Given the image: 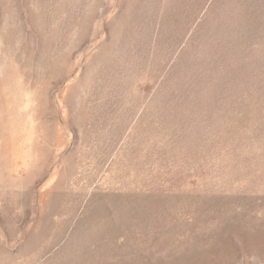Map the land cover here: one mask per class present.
I'll list each match as a JSON object with an SVG mask.
<instances>
[{
	"label": "rangeland",
	"instance_id": "374dc122",
	"mask_svg": "<svg viewBox=\"0 0 264 264\" xmlns=\"http://www.w3.org/2000/svg\"><path fill=\"white\" fill-rule=\"evenodd\" d=\"M249 4L0 0V264H264Z\"/></svg>",
	"mask_w": 264,
	"mask_h": 264
},
{
	"label": "crops",
	"instance_id": "0c3cea01",
	"mask_svg": "<svg viewBox=\"0 0 264 264\" xmlns=\"http://www.w3.org/2000/svg\"><path fill=\"white\" fill-rule=\"evenodd\" d=\"M217 1L219 0H190V2L193 3V6H191L190 8H195L198 11H201V18H199L200 21L201 19L205 18L207 12L211 11V9L214 7ZM233 1L235 3L233 9L236 8V12L234 15L236 19H239L241 21L244 20L246 17H250V15L246 14L244 11L246 10V7L250 6L249 3L251 2V0H233ZM253 1L257 7L264 9V0H253ZM248 9H250V7Z\"/></svg>",
	"mask_w": 264,
	"mask_h": 264
}]
</instances>
